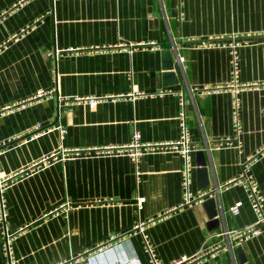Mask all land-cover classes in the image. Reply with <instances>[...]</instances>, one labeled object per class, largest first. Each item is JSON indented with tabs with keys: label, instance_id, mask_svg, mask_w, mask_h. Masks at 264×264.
Listing matches in <instances>:
<instances>
[{
	"label": "crops",
	"instance_id": "crops-1",
	"mask_svg": "<svg viewBox=\"0 0 264 264\" xmlns=\"http://www.w3.org/2000/svg\"><path fill=\"white\" fill-rule=\"evenodd\" d=\"M230 36L242 41L240 80H264V0H0V264L5 234L14 264H82L105 245H114L102 255L109 263L151 264L143 234L165 263L264 264V229L230 233L257 219L232 182L251 154L264 208V86L240 92L239 149L212 148L233 134L229 91L200 89L228 81L229 53L199 42ZM182 108L197 146L191 189L214 190L223 213L215 227L202 202L180 205L177 151L143 154L136 175L128 155L93 150L135 130L144 141L174 140Z\"/></svg>",
	"mask_w": 264,
	"mask_h": 264
},
{
	"label": "built area",
	"instance_id": "built-area-1",
	"mask_svg": "<svg viewBox=\"0 0 264 264\" xmlns=\"http://www.w3.org/2000/svg\"><path fill=\"white\" fill-rule=\"evenodd\" d=\"M242 41L237 36H230L227 39L220 41H214L212 38L207 40H201L199 44L201 45H215L221 44L228 49L229 53V79L222 86H207L204 85L200 89L210 90L218 88H226L230 93V108H231V118L233 126V134L231 137H221L213 145L212 148H219L223 145H233L236 148L241 147L240 132V92L246 88L264 86V80L260 81H242L239 78V53L238 47L241 45ZM177 62L183 64L184 56L181 50L176 52ZM193 89H198L194 87ZM132 97L144 95L141 91L131 92ZM90 101H93V98H88ZM180 104L183 105V99L180 97ZM180 116V133L179 136L174 140H161V141H144L141 139V134L138 130H135L130 136L129 140L121 144H107L104 146H96L93 150L98 153H108V154H126L131 159L134 167L135 174L139 173V161L143 154L153 151H164V150H175L182 157V167L180 169L181 174V188H182V200L180 205L191 204L195 202H202L205 198L209 196H214V190L212 189H200L198 191H193L191 189L192 183V170H193V152L197 149V146L191 141L190 133L185 122V113L182 108L179 113ZM61 132L64 129L60 128ZM92 150V149H91ZM81 149L77 148H62L61 153L63 156L67 155H78L81 153ZM254 158V155H249L246 160L242 163V169L239 176L233 178L232 182L242 184L247 191V196L250 201L251 207L256 213L257 219L254 224L246 225L242 228L235 229L231 231V239L237 240L241 239L251 233H257L261 229H264V208H263V194L258 186L257 180L249 172V166L251 160ZM48 159L44 157L41 159L42 162H45ZM7 179H0V219L4 217V198H3V188L6 184ZM142 197L138 198V202L142 201ZM242 200H236L233 204L229 206V211L232 214H237L239 212ZM67 205L66 203L60 204V207ZM137 227L141 230L143 228V222L139 221ZM228 232V231H227ZM145 241V249L149 253V260L151 264H180L181 260H175L173 262L165 263L162 262L159 258L156 257L152 245L149 243L145 234H143ZM11 238L5 234L2 249L5 255L7 256L5 264H14L13 256L11 255ZM114 245L108 246L105 245L101 247L95 254L100 253L101 255H90L88 262L95 260V258L103 257L109 252L114 250ZM117 246V245H115ZM103 255V256H102ZM104 256V257H105ZM103 257L104 264H122L124 261V256H120V261L115 260L110 263ZM119 259V258H118ZM84 262L82 264H87ZM73 264H76L75 262Z\"/></svg>",
	"mask_w": 264,
	"mask_h": 264
},
{
	"label": "water",
	"instance_id": "water-1",
	"mask_svg": "<svg viewBox=\"0 0 264 264\" xmlns=\"http://www.w3.org/2000/svg\"><path fill=\"white\" fill-rule=\"evenodd\" d=\"M196 164L197 168L205 174L206 171V166H205V157H204V151L202 149H199L196 151ZM207 184V181L202 182L201 186ZM202 204L205 206L207 210V214L209 217V225L211 227H215L220 224L222 218H223V213L222 210H218L216 207L217 204V198L215 196H209L205 198L202 201ZM239 260L244 263L245 261V256L239 255ZM247 264V263H244Z\"/></svg>",
	"mask_w": 264,
	"mask_h": 264
}]
</instances>
